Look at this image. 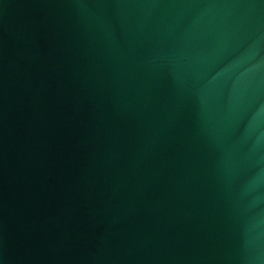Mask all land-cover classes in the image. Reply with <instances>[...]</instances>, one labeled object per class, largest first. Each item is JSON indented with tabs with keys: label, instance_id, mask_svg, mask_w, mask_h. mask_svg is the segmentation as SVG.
<instances>
[{
	"label": "water",
	"instance_id": "1",
	"mask_svg": "<svg viewBox=\"0 0 264 264\" xmlns=\"http://www.w3.org/2000/svg\"><path fill=\"white\" fill-rule=\"evenodd\" d=\"M0 264H264V0H0Z\"/></svg>",
	"mask_w": 264,
	"mask_h": 264
}]
</instances>
